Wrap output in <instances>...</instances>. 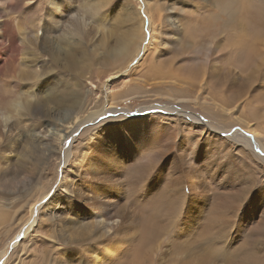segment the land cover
<instances>
[{"label":"rangeland","instance_id":"374dc122","mask_svg":"<svg viewBox=\"0 0 264 264\" xmlns=\"http://www.w3.org/2000/svg\"><path fill=\"white\" fill-rule=\"evenodd\" d=\"M146 2L152 14L146 15L156 29L151 33L157 37L134 62L135 41L130 36L150 33L143 13ZM224 4L227 7L229 0H145L144 5L142 0H0V23L6 29L9 26V31L12 27L16 31L18 22H36L37 18H42V23L51 13L56 22L47 36L61 41L60 46L55 45L53 58L43 51L46 46L42 43L35 47L29 36L21 40L16 34L12 44L18 45V50L3 56L0 65V116H8L5 124L0 122V264H94L93 254L105 255L109 247L122 242L121 227L103 239L92 223L95 211L88 198L101 199L108 189L110 208L121 211L126 225L130 219L122 213L130 205L138 208L129 202L134 195L142 199L167 191L174 198L182 197L186 215L170 216L160 238L192 229L197 214L211 208L204 203L214 204L217 212L222 200L234 201L237 206L228 211H237L236 224L240 225L231 235L236 237L232 247L237 249L238 241L249 235V249L258 256V264H264V164L256 158L264 159V155L242 143L251 142L250 137L245 141L235 136V132H243L236 130L243 126L216 110H230L234 118L248 120L264 134V35L254 34H261L264 0H238L233 5L237 10L234 16ZM157 10L161 25L156 21ZM75 18L81 22L78 35L64 42L60 36L72 28ZM175 20L182 28L172 25ZM41 30H37L38 36ZM9 31L1 47L10 44ZM126 42L128 51L111 56ZM31 59L42 66L34 74L29 68ZM103 89L117 96L110 107L118 109L117 118L103 115L70 128L76 114L84 117L103 105ZM197 96L202 100L194 102L192 97ZM18 98L24 107L29 103V108L14 111L12 102ZM211 101L217 103L216 109ZM150 104L167 106L178 114L148 113V118L169 126L170 135L161 141L162 157L142 168L129 151L138 133L130 122L133 118L124 117V112ZM198 115L227 130L217 136L212 131L202 134L201 129L189 127L192 117ZM196 121V127L203 125ZM68 129L71 141L66 140ZM189 129L194 132L188 133ZM63 131L66 134L61 137ZM188 135L195 139L193 149L186 147ZM218 137L235 143L226 142L225 152H220L224 139ZM68 149L70 158L63 163ZM121 161L126 170L136 171L135 177L120 171ZM38 207L40 216L32 223L36 228L19 237ZM169 211L167 215L177 212ZM82 223L88 227L77 233ZM223 234L220 231L197 247V253L205 250L208 255L204 264H221L215 253L207 250ZM198 237L190 246L198 244ZM4 248L6 253L1 255ZM134 250L126 256L125 249L114 264H133L137 256L139 264H161L158 253L149 256L145 247Z\"/></svg>","mask_w":264,"mask_h":264},{"label":"bare ground","instance_id":"6f19581e","mask_svg":"<svg viewBox=\"0 0 264 264\" xmlns=\"http://www.w3.org/2000/svg\"><path fill=\"white\" fill-rule=\"evenodd\" d=\"M236 2H238V0H229L230 4L227 6L229 9H227L226 5L224 4V9L229 12L230 16H234L235 14H237V10H234V6H233V5H235ZM92 4H93V2H92ZM142 4L143 5L145 4V0H142ZM86 5H87V2L84 6L85 9L88 8ZM148 5L149 4L146 2V5H145L146 6L145 11L146 12L145 11L143 12L145 17H146V21H145L146 22V32L148 33L150 31V33L151 32L153 33V31L156 30L154 21L152 20V22H151V20L146 15L147 12L150 15V12L148 10L149 8H147ZM89 6H91V5H89ZM157 9H159V8H157ZM90 10H91V8H90ZM238 11L240 13L241 9ZM239 13H238V15H240ZM52 16L53 15H51V13H50L45 20H42V23H40L41 22L40 20L42 19L41 17H40L41 19L37 18L36 22H34V20H30V21H26V22H18L16 24V28H17L16 31H13V27L11 28L12 31H9L10 30L9 26H7V29H6L5 25L2 26V24L0 23V65L2 62L5 61L3 56L10 55L12 51L16 52L18 50V45H14V43L12 44V41H14V42L16 41L15 40L16 34L17 35L20 34V39H21V37L29 36L30 41L33 43V45H35V47H36V45H38V47H40V44L42 43L43 46H46V47H44L43 51L46 54L51 55V56H53V58H55V55H52L56 51L55 45L60 46L61 41L53 39V38H49L50 35L47 36V34H50V31L53 29V25L56 22L55 18ZM156 16H157V20H156L157 24L161 25L162 16H161V13H159V10H157ZM144 20L145 19L142 20V23ZM171 23L177 29L182 28L181 24L179 22H177L176 20L172 21ZM40 24H41V27H40ZM238 24H239V26L241 25L239 27V29H243L242 23L238 22ZM79 26L81 27V22L75 18L74 23L72 25V28L69 29L67 32H64V34L61 35L60 37L63 39L64 42H68V43L71 42V40L76 35H78ZM259 27H260V30L259 29L258 30L261 32V34L259 32L256 33L257 31L254 34L255 35L258 34L257 37H260V36L262 37V35H264V30H263L264 16L263 15H261V24ZM40 28L42 29L41 30V36H38L37 30H39ZM8 31H9L8 35L10 36V44L8 46L6 44V47H1L2 42H4L3 40L7 36ZM150 33L146 34V36H144L143 34L142 35L134 34V35L130 36V39L135 41L134 62H136L137 60L139 61L141 56L146 53V51L148 50V47H149V43L151 42V39L153 40L157 37L155 35V33L154 34H152V33L150 34ZM254 38H256V37H254ZM47 39L49 41H51V40L52 41L48 42ZM259 41H263V40H259ZM239 44H236V46ZM128 45H129V43L126 42L123 45H121L119 48H116L113 51V54L111 56H113L114 54L115 55L116 54H122L125 50L128 51ZM67 55H68V57H70V51L67 52ZM33 60H32V62H33ZM66 62L72 63L73 60H67ZM129 65H130V63H129ZM129 65H127L126 71L129 67ZM29 68L33 70V72H31V73L34 74V73L39 72V70H37V68L41 69L42 66L40 64H37L36 62H33L32 64H29ZM193 81H196V78H193ZM202 83H204V82L202 81ZM201 87H202V84H200V88ZM102 93L104 95L103 96V98H104L103 105H101V107L96 109V110H93V111L86 113L84 117H77V114H76L74 116L76 121H74L71 124L70 128L71 127L75 128V126L77 128L78 127L77 123L80 121H83V124L87 123L89 121L90 122L96 121L97 118H100L103 115L104 116H109V115L111 116L112 115L113 119L117 118V112H115V111L118 109L110 108L113 105L112 101L117 96L112 91L108 92L107 89H103ZM185 99H187V98H185ZM192 100L194 102H196V101L199 102L200 100H202V97H200V98H199V96H197L195 98L192 97ZM211 102H212V106L216 109L215 105H217V103L215 101H211ZM155 105H157V106H153L152 104H150V106L143 107V108H141L135 112H131L128 110L126 112H124V117H127V118L132 117L133 118L130 122L133 123L132 126H134V128L137 129L138 136L136 137V139L133 142L134 147L129 148V151H130V154L132 153L133 154L132 156H134L136 159V160H134V163L141 165L142 168H148L149 166L152 165V163L158 157L159 158L162 157V152L160 150L161 141L167 135H170V133H169L170 127L168 126L166 128L164 125L156 122L158 120H156V119L153 120L151 118H148V116H149L148 113L156 110V111H160V112H166L167 111L169 113H177L178 114L177 111L170 110L167 108V106L162 107L158 104H155ZM12 107H13L14 111L19 112L20 109H28L29 103H27V106L24 107V105H22V103L19 101V98H18L14 102H12ZM121 110L125 111L123 109H121ZM216 110L223 117L232 118L235 121V124H240L241 126H243L245 129L241 128V127L236 129V130H241L243 132H235V136L240 137L238 139L245 140V141L247 140L248 137H250L251 142H242V143L247 145V147L257 149L260 155H264V134L259 130L258 127H255V125L253 123H251L248 120L243 119L241 117L234 118L233 115H231L232 112H230V110H227V109H221V110L216 109ZM105 111H109V112H111V114L105 113ZM247 111H248V109H247ZM72 112H73V109H72ZM181 114H184V113H181ZM254 116L257 117L256 114H254ZM186 117H188V116L186 115ZM258 117H259V115H258ZM7 118H8V116L6 114H4V113L1 114L0 122L2 124H5ZM196 120H198V121H196ZM195 121L197 123H201L203 125L196 127L194 125ZM189 127H192L193 129H195V128L201 129L202 134H203V132H206V131H209V132L212 131L213 134H215L216 136H217V133L220 134V133H223V130H227L224 126H220L219 123H216V126H214L212 123L209 122V119H200L199 115L192 117L191 121L189 122ZM69 130L70 129H68L67 134H66V131H63L61 133V137H63L64 134H66V136H67L66 140L70 139V141H71ZM124 132H126V128H124ZM187 132L192 133L194 131L189 129ZM237 137H235V138H237ZM218 138H221V137H218ZM221 139H224V141L220 143V145H219L220 149L219 150H220V152H225V150H224L225 149L224 146H226L225 143L226 142L229 143V141L231 142V140L226 139V138H221ZM194 143H195V139L191 135H188L187 140H186L187 149H193L192 145ZM231 143H235V142H231ZM67 144L69 147V143H67ZM119 148L123 149L120 146H119ZM230 151H228V152H230ZM191 152H192V150H189V152H188L189 156H190ZM120 154H121V152H120ZM139 154H141V155L139 156ZM70 155H71L70 150L69 149L66 150V153H65L64 159H63V163H67V160H68V158H70L69 157ZM256 158L264 164L263 158H258V157H256ZM189 161H191L190 157H189ZM120 168H121L120 171L122 173L127 172V173H129V175L133 174V177L136 176L135 175L136 171L133 169H130V168H128V170H126V167L123 165L122 161H121ZM195 173H196V170L194 171V174L192 175L193 178L195 177ZM230 173L234 174L235 170L231 171ZM174 180L177 181L178 178H175ZM193 182H191V183L197 185L196 181L194 183ZM131 184H135V183H131ZM108 190L106 191L105 194L103 193L104 195L102 196L101 199L95 200V199H97V197H94L95 199L93 201V199H91V197L88 198L90 200L89 205L92 207V212L95 211L94 214L92 213V215H93L92 223L98 229V232H99L98 237L100 235L101 237H103V239L104 238L106 239L107 237L112 236L113 234H115L114 233L115 230L117 228L121 227V229H122V233H121L122 234L121 235L122 242L121 243H115L114 245L109 247V249L106 250L107 254H105V255L102 253L93 254L94 258H95L94 264H114L116 261L119 260V255L122 254V252L125 249H126V256H127L130 254L131 255L134 254V252L136 251L134 249L138 248V247H143V248L145 247L147 249V254L149 256H152V255L154 256V255H156V253H158L159 260H160L161 264H204L206 258L208 259V255L205 253V250H200V252L197 253L196 249H197V247H201V246H204L205 244H207L208 241H210V239H211L210 237L219 233L220 231H222L224 234L221 235L217 240L213 241V243H211L213 245V247H211V249H208L207 251H210V250L213 251L215 253V256L217 257V259L221 262V264H258V261H259L258 256L256 255V253L253 250H250L249 246H248L249 243H250V245H252V240L248 241V239L250 238L249 235L244 236L246 238L243 241H238L239 246L237 249H234V247H232V243L235 241L236 237L231 236V235H232V233L236 232L234 230H236L237 227L240 225V224H236V220L238 219L237 211H234V212L228 211V210L234 208L235 206H237L238 203H236L234 201L228 202L226 199L222 200L218 204L220 206H219V209L217 212L215 211V205L214 204L204 203L206 206L208 205L211 208L209 210H205V212H204V210H201L197 214L196 219L194 220L192 225H191V223L189 224V225H191L192 229H189L187 231H185L184 229H181L179 231V235H177V236H173L171 233V235H169L166 238L165 237L160 238L161 234H163V235L165 234L164 233L165 226H167V221L170 218V216L177 219L178 213L179 214L182 213L181 214L182 217H184L186 215L185 210H183V207H182V205H183L182 197L174 198L167 191L163 193L164 195H166V199H160V197L163 194H160L158 196H152V197L145 195L144 197H142V199H139L137 197L138 195H134L133 198H131L132 200H129V199L128 200L130 203L134 202L135 204H137L138 208H136V206H134L131 209V205H130V207H129L130 210L127 207L128 210H126L125 213H122V214H125L126 216H128L130 219V222L126 225V222L122 223V219L120 216L121 211L119 212L117 210L112 209V207L110 208L111 202H108L109 199H107V198L110 195L111 191L109 192ZM132 190H134V188ZM173 209L177 210V212L173 213L172 215H167L168 214L167 211L170 212L169 210H173ZM38 211H39V207L36 210H32L31 221L29 223H26L22 227L18 236L20 234L27 233L34 226V224L32 225V223H35V220H37V217L40 216V213ZM163 211H165V212H163ZM220 222L222 224V227L218 228L220 225ZM36 226H37V224H36ZM36 226L34 228H32L31 232L34 231ZM87 227H88L87 224L82 223V224L77 226L76 231H77V233H79L80 231H82V228L85 230ZM10 229H11V227H10ZM7 230H9V228H7ZM197 235H199L198 240H197L198 244L196 246H190L191 241ZM205 236H208V237H205ZM181 237H185V239L181 240L180 239ZM16 239L14 240L15 242H17ZM166 242L168 243L167 245H165ZM162 244H163V246H162ZM139 251H141V249ZM142 252H144V251H142ZM5 253H6V249L4 248L3 251L1 252V255L5 254ZM209 253L210 252H208V254ZM140 255H141V253H140ZM134 257H136V256H134ZM137 257L135 259H132L134 262V263L132 262L133 264H139L140 263V262H137ZM140 257L142 258V261H143L144 258L142 256H140ZM144 257L146 258L147 256H144ZM261 259L264 260V258H261Z\"/></svg>","mask_w":264,"mask_h":264}]
</instances>
